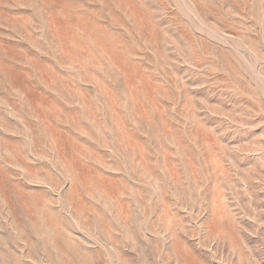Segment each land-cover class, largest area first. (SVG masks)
Segmentation results:
<instances>
[{
    "label": "rangeland",
    "instance_id": "374dc122",
    "mask_svg": "<svg viewBox=\"0 0 264 264\" xmlns=\"http://www.w3.org/2000/svg\"><path fill=\"white\" fill-rule=\"evenodd\" d=\"M0 264H264V0H0Z\"/></svg>",
    "mask_w": 264,
    "mask_h": 264
}]
</instances>
